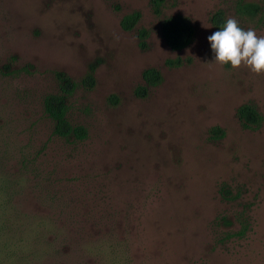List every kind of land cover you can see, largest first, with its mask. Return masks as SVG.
Here are the masks:
<instances>
[{
	"label": "rangeland",
	"instance_id": "374dc122",
	"mask_svg": "<svg viewBox=\"0 0 264 264\" xmlns=\"http://www.w3.org/2000/svg\"><path fill=\"white\" fill-rule=\"evenodd\" d=\"M229 17L264 36V0H0V264H264V74L214 62Z\"/></svg>",
	"mask_w": 264,
	"mask_h": 264
},
{
	"label": "trees",
	"instance_id": "16d2710c",
	"mask_svg": "<svg viewBox=\"0 0 264 264\" xmlns=\"http://www.w3.org/2000/svg\"><path fill=\"white\" fill-rule=\"evenodd\" d=\"M166 0H149L151 6L155 10H159ZM138 20L137 14L124 17L120 26L124 31H130ZM213 20L217 24L220 23L221 14L214 15ZM161 32L165 44L173 51H180L187 48L194 36L192 25L180 16L166 18L161 23ZM142 78L150 85H156L160 80L157 71L148 69L142 73ZM44 109L48 116L55 122V133L61 137L74 136L77 139H83L86 131L82 127H72L65 117V102L62 95H50L44 100ZM237 118L242 126L251 129L258 123V115L250 105L241 106L237 112ZM213 137L222 135L221 130L212 131Z\"/></svg>",
	"mask_w": 264,
	"mask_h": 264
},
{
	"label": "clouds",
	"instance_id": "9594fccd",
	"mask_svg": "<svg viewBox=\"0 0 264 264\" xmlns=\"http://www.w3.org/2000/svg\"><path fill=\"white\" fill-rule=\"evenodd\" d=\"M215 63L232 69L247 67L256 75L264 74V36L254 29L245 30L234 17L227 18L218 31L207 37Z\"/></svg>",
	"mask_w": 264,
	"mask_h": 264
}]
</instances>
